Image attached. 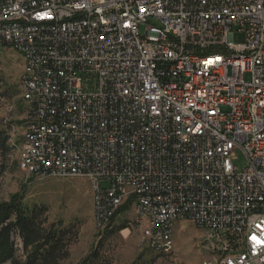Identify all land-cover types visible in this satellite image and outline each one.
I'll use <instances>...</instances> for the list:
<instances>
[{"label": "built area", "instance_id": "2783aa9c", "mask_svg": "<svg viewBox=\"0 0 264 264\" xmlns=\"http://www.w3.org/2000/svg\"><path fill=\"white\" fill-rule=\"evenodd\" d=\"M0 47L24 65L21 167H236V150L264 167V0H0ZM92 199L100 234L131 200L155 217L148 248L188 216L204 264H264V185L92 183Z\"/></svg>", "mask_w": 264, "mask_h": 264}, {"label": "rangeland", "instance_id": "374dc122", "mask_svg": "<svg viewBox=\"0 0 264 264\" xmlns=\"http://www.w3.org/2000/svg\"><path fill=\"white\" fill-rule=\"evenodd\" d=\"M237 43L243 42V36L238 34ZM24 71L23 60L19 53L9 47H0V95L5 103L0 104V124L7 130L9 145L13 152L7 159L1 160L0 171L6 170L0 176V200H8L12 195L23 191L27 200L43 203L49 206L50 223H59L65 227L75 225L80 229L77 241L71 247V257L66 264H77L112 228L117 230L111 234L105 244V249L114 258L115 264H204L210 259V254L200 250L198 244L205 240V231L189 221L176 222L173 230L174 246L170 252L148 248L144 241L143 231L147 229L145 222L132 208L121 213L114 220L115 224L107 233L100 234L95 227L93 211L92 183L85 177L55 178L33 177L22 169L19 162V151L24 139V119L27 105L22 101L20 78ZM249 80V76H246ZM10 104L13 112L8 116L9 125L5 124L6 112L3 104ZM234 165L243 171L248 167L247 159L241 150L232 155ZM104 189L111 187L107 180H101ZM125 203V204H126ZM141 219V221H140ZM126 225V229L119 228ZM128 231V235L123 233ZM21 247V240L16 239Z\"/></svg>", "mask_w": 264, "mask_h": 264}, {"label": "trees", "instance_id": "16d2710c", "mask_svg": "<svg viewBox=\"0 0 264 264\" xmlns=\"http://www.w3.org/2000/svg\"><path fill=\"white\" fill-rule=\"evenodd\" d=\"M13 152L7 130L0 124V157L5 160ZM6 170L0 171V176ZM126 203L114 216L129 210ZM126 225L119 231L126 229ZM111 229L77 264H115L105 249ZM80 229L75 225L65 227L62 222L50 223L49 206L27 200L20 191L7 201L0 200V264H66L71 257V247L77 241ZM21 240V247L16 239Z\"/></svg>", "mask_w": 264, "mask_h": 264}, {"label": "bare ground", "instance_id": "6f19581e", "mask_svg": "<svg viewBox=\"0 0 264 264\" xmlns=\"http://www.w3.org/2000/svg\"><path fill=\"white\" fill-rule=\"evenodd\" d=\"M33 177L71 178L85 177L91 183L107 180L110 183H143V184H174V185H264V167H247L240 171L237 167H180V168H150V167H22ZM93 209L97 202L93 200ZM94 217L97 222V213ZM137 215L145 222L143 231L147 242H154L157 237L155 217L147 212V205H139ZM116 214V213H115ZM114 215L110 216L102 234L114 227ZM140 219V221H141ZM189 221L188 216L172 219V228L176 222ZM196 226V225H195ZM213 233H220V224H213ZM128 235V231L123 233ZM173 242V231H170ZM157 250L170 252L173 246H155Z\"/></svg>", "mask_w": 264, "mask_h": 264}, {"label": "crops", "instance_id": "0c3cea01", "mask_svg": "<svg viewBox=\"0 0 264 264\" xmlns=\"http://www.w3.org/2000/svg\"><path fill=\"white\" fill-rule=\"evenodd\" d=\"M113 229V228H112Z\"/></svg>", "mask_w": 264, "mask_h": 264}]
</instances>
